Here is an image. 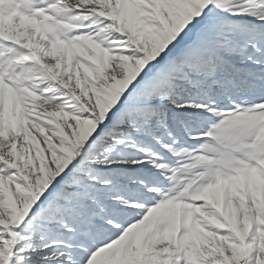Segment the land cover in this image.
Segmentation results:
<instances>
[{"label":"snow or ice","instance_id":"snow-or-ice-1","mask_svg":"<svg viewBox=\"0 0 264 264\" xmlns=\"http://www.w3.org/2000/svg\"><path fill=\"white\" fill-rule=\"evenodd\" d=\"M0 264H264V0H0Z\"/></svg>","mask_w":264,"mask_h":264}]
</instances>
